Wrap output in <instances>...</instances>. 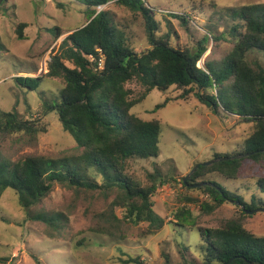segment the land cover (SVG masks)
I'll list each match as a JSON object with an SVG mask.
<instances>
[{
	"label": "trees",
	"instance_id": "1",
	"mask_svg": "<svg viewBox=\"0 0 264 264\" xmlns=\"http://www.w3.org/2000/svg\"><path fill=\"white\" fill-rule=\"evenodd\" d=\"M8 0H0V6ZM110 0H82L90 14L88 22L68 34L59 50L49 51L45 57L43 75L15 77L18 85L37 90L45 76L60 77L65 81L59 95L52 101L44 100L46 112L55 111L65 131L70 133L79 153L71 156L48 157L29 155L18 161L0 156V199L5 189L15 191L28 220H40L54 227L62 226L61 213L34 211L56 184L76 189L119 190V204L125 209L122 217L134 224L147 223L146 234L158 233L165 224L164 217L153 208V196L166 184L161 171L149 174L150 184L142 185L128 172L130 159H148L160 153L162 124L159 119H143L132 111L153 89L167 92L172 86L179 94L156 105L164 107L171 100L196 98L216 115H238L241 121L252 123L253 129L244 140V149L231 153L214 154V158L233 157L198 168L181 184L210 198L199 201L206 213L213 212L226 202L246 210L264 208V198L253 194L249 201L237 190L230 191L204 176L227 179L241 177L243 163L250 158H264V65L251 61L248 54L259 51L264 55V2L241 7H227L230 27L216 34L204 35L195 47L173 43L172 34L159 33V22L154 18L145 0H117L121 5L140 12L145 18L148 47L136 51L126 35L114 22L109 12L99 6ZM186 25L187 20L179 16ZM17 27L18 38L24 39ZM60 37V28L56 27ZM227 38L234 42L232 49L220 61L198 63L208 49L209 38ZM1 46V45H0ZM69 60L74 67H69ZM138 81L145 91L131 97L126 87ZM45 131L38 121L25 119L13 109L0 108V133L27 134L36 137ZM91 171L100 175L102 182L91 177ZM210 183V184H208ZM196 184V187L190 185ZM264 194V176L256 180ZM196 201L195 198H187ZM198 201V200H197ZM244 207V208H243ZM175 224L197 229L201 238L198 256L189 247L181 245L183 264H264V236H258L244 227L240 219L228 220L223 226H199L191 210L184 204L174 213ZM16 256H0V264H15ZM38 264L40 259L33 255ZM123 264H148L142 254L123 253Z\"/></svg>",
	"mask_w": 264,
	"mask_h": 264
},
{
	"label": "rangeland",
	"instance_id": "2",
	"mask_svg": "<svg viewBox=\"0 0 264 264\" xmlns=\"http://www.w3.org/2000/svg\"><path fill=\"white\" fill-rule=\"evenodd\" d=\"M154 18L159 22V33L170 32L173 43L183 47L197 46L209 32L220 34L231 25L225 8L241 7L264 0H145ZM109 12L133 48L142 52L148 47L145 18L110 0L99 6ZM179 16L187 20L185 25ZM90 18L82 0H8L0 6V108L16 109L25 119L38 121L45 131L36 137L27 134L0 133V156L11 161L29 155L62 157L81 151L73 136L65 131L55 111L46 112L44 100L56 98L65 84L63 78L45 76L37 90L18 85L16 76L43 75L45 57L49 51L59 50L63 39L84 26ZM24 39L18 38L17 27ZM60 28V37L56 35ZM234 42L227 38H209L208 49L199 61H220L230 52ZM251 61L264 65L259 51L248 54ZM69 67L74 64L64 60ZM131 97L141 95L145 88L138 81L127 83ZM179 90L172 86L167 92L151 90L132 111L146 120L159 119L162 124L160 153L148 159H130L128 172L142 185L150 184L149 174L156 169L167 182L153 196L154 210L164 217V227L156 234H146L147 223L125 221V209L119 204V190L76 189L56 184L51 193L33 209L47 213H61L62 226L54 227L40 220H28L15 191L7 188L0 199V256H16L15 264H123V253L142 254L148 264H183L182 242L193 256L198 255L201 238L197 229L179 227L174 222L177 208L186 205L199 226L214 228L228 220L240 219L246 229L264 236V211L246 212L226 202L213 212L206 213L200 202L210 198L181 184L184 177L199 164L214 159V154L243 150L244 140L253 124L243 122L238 115H216L196 98L171 100L156 108L165 98H174ZM241 177L227 179L204 176L230 191L237 190L247 201L253 194L263 197L256 180L264 176V158H247ZM91 177L102 182L100 175L91 171ZM187 198H195L196 201ZM198 200V201H197ZM200 201V202H199ZM189 227V228H188Z\"/></svg>",
	"mask_w": 264,
	"mask_h": 264
},
{
	"label": "water",
	"instance_id": "3",
	"mask_svg": "<svg viewBox=\"0 0 264 264\" xmlns=\"http://www.w3.org/2000/svg\"><path fill=\"white\" fill-rule=\"evenodd\" d=\"M242 155H238V156H233V157H219V158H214V159H211V160H209V161H207V162H204V163H202L203 165H207V164H211V163H214V162H216V161H218V160H223V159H228V158H240ZM200 165V164H199ZM199 165H197L192 171H191V173L189 174V175H187L186 177H184V182L185 183H187V179L190 177V175L196 170V168H198V166ZM208 184H210V183H208ZM190 186H192V187H196L197 185L196 184H192V185H190ZM244 208V207H243ZM257 211H264V208H257V209H255V210H253V211H249V210H246V212H249V213H253V212H257Z\"/></svg>",
	"mask_w": 264,
	"mask_h": 264
}]
</instances>
